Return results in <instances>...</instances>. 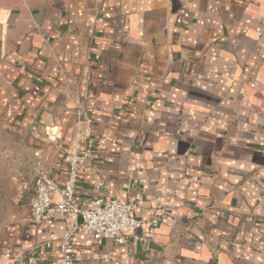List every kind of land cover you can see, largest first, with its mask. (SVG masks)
Segmentation results:
<instances>
[{
  "label": "crops",
  "instance_id": "0c3cea01",
  "mask_svg": "<svg viewBox=\"0 0 264 264\" xmlns=\"http://www.w3.org/2000/svg\"><path fill=\"white\" fill-rule=\"evenodd\" d=\"M76 105L95 148L75 204L146 224L125 246L77 233L74 264H264V0H0V144L62 183ZM42 230L9 216L0 264H57L63 224Z\"/></svg>",
  "mask_w": 264,
  "mask_h": 264
},
{
  "label": "built area",
  "instance_id": "2783aa9c",
  "mask_svg": "<svg viewBox=\"0 0 264 264\" xmlns=\"http://www.w3.org/2000/svg\"><path fill=\"white\" fill-rule=\"evenodd\" d=\"M73 138L69 150L62 157L65 178L56 181L51 170L38 169L33 177L31 196L28 203V220L35 228V234H42L43 226L56 222L63 224V231L54 249L57 264H74L72 240L77 233L90 235L94 240H111L118 246H125V230H139L146 223L133 217L136 206L112 198H96L88 207L77 206L74 192L81 171L92 159L95 140L91 135L90 121L86 119L82 106L73 111ZM153 215L148 224L157 226L160 217L158 206L152 208ZM138 240H142L138 238ZM51 249V243L43 244ZM35 245L32 249H38ZM22 255L6 252L1 255V264H53L37 257L35 251Z\"/></svg>",
  "mask_w": 264,
  "mask_h": 264
},
{
  "label": "rangeland",
  "instance_id": "374dc122",
  "mask_svg": "<svg viewBox=\"0 0 264 264\" xmlns=\"http://www.w3.org/2000/svg\"><path fill=\"white\" fill-rule=\"evenodd\" d=\"M3 137L5 140L0 144V235L9 216L28 209L34 176L27 168L26 152L13 138ZM49 154L48 149V158ZM41 169L49 170L47 167Z\"/></svg>",
  "mask_w": 264,
  "mask_h": 264
}]
</instances>
